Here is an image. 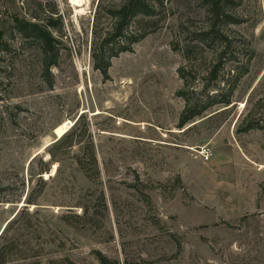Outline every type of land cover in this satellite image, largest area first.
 Wrapping results in <instances>:
<instances>
[{
	"label": "rangeland",
	"instance_id": "374dc122",
	"mask_svg": "<svg viewBox=\"0 0 264 264\" xmlns=\"http://www.w3.org/2000/svg\"><path fill=\"white\" fill-rule=\"evenodd\" d=\"M85 1L0 0V237L20 214L0 245L36 264H264V0H162L108 78L93 53L122 1ZM50 16L64 28L47 76L16 23ZM184 88L233 104L181 129Z\"/></svg>",
	"mask_w": 264,
	"mask_h": 264
},
{
	"label": "trees",
	"instance_id": "16d2710c",
	"mask_svg": "<svg viewBox=\"0 0 264 264\" xmlns=\"http://www.w3.org/2000/svg\"><path fill=\"white\" fill-rule=\"evenodd\" d=\"M122 5L117 8L115 11L109 13L110 17L113 20V25L111 30L106 34V36L96 44L95 51L93 53V60L95 69L100 71L106 78L109 77V70L112 66V61L119 57V55L123 53L132 52L133 46L142 40H144L148 35L149 31L147 28L140 26L139 28H135L132 30V23L135 19L140 17H153L157 14L159 7L163 5L162 0H121ZM215 8L220 9L221 6L217 0H214ZM219 15V13L217 12ZM58 16V14H56ZM35 21H25V20H17L16 28L26 39H35L37 40L42 47L43 51V65L45 70V75L51 76L52 68L57 64V58L59 56L58 46L61 44L60 40L54 35V32L60 33V30L63 31L64 24L61 16L55 17L50 16L46 20V22H42L37 18H34ZM60 28V29H59ZM223 50L222 53H226L228 49L229 42L228 40L222 41ZM223 58V56H222ZM220 61L222 59L220 58ZM218 66L212 70L209 75H216L218 72ZM181 75L183 76V71H181ZM188 86V84H187ZM192 93V92H191ZM194 94V93H192ZM180 96L184 98L186 102V107L184 112L182 113L179 127L184 129L188 124L195 122L197 119L205 117L204 115L207 111L216 105L223 104L226 107H229L233 104L230 98L223 100L222 102L217 101L218 98H222V95L218 92L214 96H208L207 101L208 104L204 103V101L199 102L194 98L190 97V92L187 88H184L180 93ZM83 117L77 121L78 125ZM247 122H250L249 119ZM249 124L246 127L245 132H249L255 130L257 126L254 124ZM89 134V127H88ZM91 138V135L90 137ZM60 141L53 144V148L49 151V155L51 156V161L58 162L56 154L53 152V149L59 146ZM92 161L97 167L98 174L100 175L98 160L95 153H92L91 156ZM45 166L44 170H42V174L48 173L51 170V166L48 161H42ZM79 164L82 166V160L78 158ZM84 169V168H83ZM90 180L91 176L86 175ZM27 201L29 205L35 206L37 205V201L33 199V197L29 194L27 197ZM36 215L38 213H35ZM20 214H18L6 227L3 235L0 237V240H4V236H6L13 229L14 226L20 223ZM31 215V214H30ZM34 216V215H31ZM23 231L28 229L27 225L21 226ZM18 230V229H17ZM18 236H22L21 233ZM33 249H24L22 246L17 244L13 245H0V264H36L32 263V259L36 256L32 255ZM13 257L14 260H11ZM102 264H108V260L106 258H102Z\"/></svg>",
	"mask_w": 264,
	"mask_h": 264
},
{
	"label": "bare ground",
	"instance_id": "6f19581e",
	"mask_svg": "<svg viewBox=\"0 0 264 264\" xmlns=\"http://www.w3.org/2000/svg\"><path fill=\"white\" fill-rule=\"evenodd\" d=\"M70 3L76 8H84L86 6V3L88 2H86L85 0H70ZM96 114L100 115L101 112L98 111ZM71 126H72L71 122H66L62 124L61 126H59L55 132L57 138L62 139L68 133ZM56 170H57V167H55L52 175H54Z\"/></svg>",
	"mask_w": 264,
	"mask_h": 264
},
{
	"label": "built area",
	"instance_id": "2783aa9c",
	"mask_svg": "<svg viewBox=\"0 0 264 264\" xmlns=\"http://www.w3.org/2000/svg\"><path fill=\"white\" fill-rule=\"evenodd\" d=\"M201 155L205 159V162H209L211 160V157H212V151L208 148H205L202 150Z\"/></svg>",
	"mask_w": 264,
	"mask_h": 264
},
{
	"label": "water",
	"instance_id": "95a60500",
	"mask_svg": "<svg viewBox=\"0 0 264 264\" xmlns=\"http://www.w3.org/2000/svg\"><path fill=\"white\" fill-rule=\"evenodd\" d=\"M59 140H60V139L58 138V139L55 141V143H56L57 141H59ZM49 147H50V146H49ZM47 148H48V147H47ZM47 148H46V149H47Z\"/></svg>",
	"mask_w": 264,
	"mask_h": 264
}]
</instances>
